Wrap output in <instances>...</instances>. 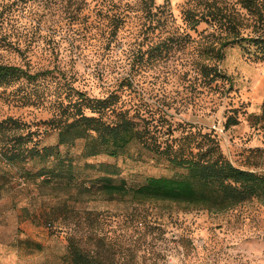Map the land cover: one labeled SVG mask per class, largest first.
Wrapping results in <instances>:
<instances>
[{
  "label": "rangeland",
  "instance_id": "obj_1",
  "mask_svg": "<svg viewBox=\"0 0 264 264\" xmlns=\"http://www.w3.org/2000/svg\"><path fill=\"white\" fill-rule=\"evenodd\" d=\"M240 5L0 0V64L27 74L0 88V121L12 118L21 131L38 132L41 146L56 145L58 131L48 121L62 105L99 107L105 100L147 127L152 144L194 154L217 145L234 166L264 176V61L240 44L225 45L232 36L226 20L236 18L242 35L261 22ZM190 9L220 12V21L192 29ZM206 68L223 76L213 80ZM59 152L86 185L100 175L140 186L151 176L186 173L140 142L118 156L82 157L80 141L61 144ZM41 165L39 158L8 165L0 155V264H70L71 235L118 264H264V196L223 210L108 198L37 183L27 174Z\"/></svg>",
  "mask_w": 264,
  "mask_h": 264
},
{
  "label": "trees",
  "instance_id": "obj_2",
  "mask_svg": "<svg viewBox=\"0 0 264 264\" xmlns=\"http://www.w3.org/2000/svg\"><path fill=\"white\" fill-rule=\"evenodd\" d=\"M239 2L248 15L261 22L254 34L242 35L235 22L236 18L226 20V30L232 36L225 45L240 44L255 59L264 61V0ZM187 12V19L193 22L192 29L203 21L216 25L220 21V12L217 11L190 9ZM118 29L117 23L115 30ZM206 69L204 75L213 80L223 76L215 69ZM23 77H27V74L20 67L0 64V88H7ZM97 103L99 107L77 104V101L61 106V111L48 121V125L58 131L59 141L56 145L41 146L38 132L21 131L20 124L12 118L0 121V155L8 165L39 158L42 163L39 170L27 174L37 183L64 190H85L89 194L97 193L108 198L131 196L206 205L223 210L235 207L247 199L264 196V176L234 166L222 155L217 145L207 146L195 154L171 145L162 148L160 144L149 142L150 130L128 116L127 112L110 108L105 100ZM111 111L113 118L106 116ZM14 129L20 131L12 133L10 139L7 138L5 132ZM76 141L81 143L82 157L125 155L132 143L140 142L149 151L164 155L170 163L184 169L186 173L151 176L140 186H132L125 181L114 182L110 176L100 175L86 185L77 176L73 162L60 158L59 146ZM52 225L49 224L50 227ZM67 241L65 258L70 264H118L107 251L100 252L98 245L87 249L76 235L68 236ZM121 264L137 263L124 261Z\"/></svg>",
  "mask_w": 264,
  "mask_h": 264
}]
</instances>
